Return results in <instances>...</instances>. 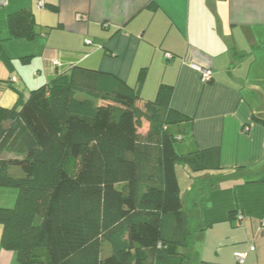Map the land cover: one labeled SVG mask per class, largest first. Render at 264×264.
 I'll use <instances>...</instances> for the list:
<instances>
[{"label": "crops", "instance_id": "0c3cea01", "mask_svg": "<svg viewBox=\"0 0 264 264\" xmlns=\"http://www.w3.org/2000/svg\"><path fill=\"white\" fill-rule=\"evenodd\" d=\"M24 9L37 23L32 39L10 35L9 16ZM0 42L5 107L19 99L11 86L27 98L64 72L86 86L111 74L150 100L173 86L170 107L188 119L167 129L187 157L176 172L196 227L191 262L264 264V0H0ZM10 188L0 186V207L15 205ZM0 264H22L1 236Z\"/></svg>", "mask_w": 264, "mask_h": 264}, {"label": "trees", "instance_id": "16d2710c", "mask_svg": "<svg viewBox=\"0 0 264 264\" xmlns=\"http://www.w3.org/2000/svg\"><path fill=\"white\" fill-rule=\"evenodd\" d=\"M9 29L14 38L39 34L26 9L9 16ZM11 88L19 99L0 105V147L15 154L0 156V186L18 197L0 207L5 249L22 264H194L196 227L176 172L187 157L167 129L188 119L170 107L173 86L150 100L111 74L86 86L64 72L27 98ZM143 121L151 127L141 136Z\"/></svg>", "mask_w": 264, "mask_h": 264}, {"label": "rangeland", "instance_id": "374dc122", "mask_svg": "<svg viewBox=\"0 0 264 264\" xmlns=\"http://www.w3.org/2000/svg\"><path fill=\"white\" fill-rule=\"evenodd\" d=\"M44 5H45V3H44ZM150 127H151L150 124L143 121L142 126L138 129L139 134L141 136H144L149 131ZM14 154H15L14 152L11 153V152L5 151L4 146L0 147V156L1 157H9V156L14 155ZM15 169L16 168H14V170L12 169V171L14 172V174H17ZM179 171H180V177H181V181H182V195L184 198L185 194L187 193V191H186V188H187L186 185L187 184L185 185V177L182 175L183 167L181 165L179 166ZM10 189H16V188L11 187ZM33 197L35 198L37 204L42 203V198L40 197V194L33 195ZM2 231H3V225L0 224V236L2 234Z\"/></svg>", "mask_w": 264, "mask_h": 264}, {"label": "built area", "instance_id": "2783aa9c", "mask_svg": "<svg viewBox=\"0 0 264 264\" xmlns=\"http://www.w3.org/2000/svg\"><path fill=\"white\" fill-rule=\"evenodd\" d=\"M40 6L43 7L44 6V2L41 1L40 2ZM87 42H90V40H87ZM168 56L170 57L171 55L168 54ZM189 61L191 60L190 58L188 59ZM54 64H60L58 61H54ZM192 66H194L200 73H201V78L203 80V82H210L212 80V71L208 68H204V67H200V66H197L195 64H192ZM256 249L255 246H252L251 247V251H254ZM248 256V253L247 252H241V253H237L236 254V257H237V260L240 262V263H243L246 258Z\"/></svg>", "mask_w": 264, "mask_h": 264}]
</instances>
